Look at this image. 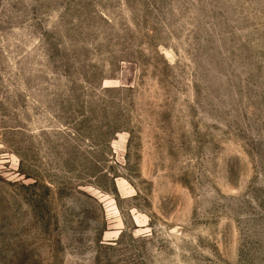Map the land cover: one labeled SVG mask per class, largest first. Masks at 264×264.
<instances>
[{"label": "rangeland", "instance_id": "rangeland-1", "mask_svg": "<svg viewBox=\"0 0 264 264\" xmlns=\"http://www.w3.org/2000/svg\"><path fill=\"white\" fill-rule=\"evenodd\" d=\"M0 264H264V0H0Z\"/></svg>", "mask_w": 264, "mask_h": 264}]
</instances>
